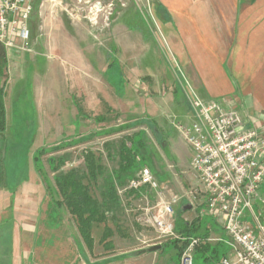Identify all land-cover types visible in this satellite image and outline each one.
<instances>
[{
    "label": "rangeland",
    "instance_id": "374dc122",
    "mask_svg": "<svg viewBox=\"0 0 264 264\" xmlns=\"http://www.w3.org/2000/svg\"><path fill=\"white\" fill-rule=\"evenodd\" d=\"M66 1L65 10H60L59 5L53 4V1L46 3L45 15L50 16L51 22L47 27V31L45 29L39 30L40 33H44V35L41 34L42 41L48 42L50 47L67 45L65 49H58L59 54L65 58L54 56L55 60L61 65L58 69V76L62 75L63 78H58L54 81L52 77L50 80L46 75L37 81H32L28 78L30 74H25V80L22 84L16 85L19 80H14V85L10 86L11 88L13 87L11 93L13 100L9 102L7 110L8 134L6 137L7 139H13L12 137L16 134L27 133L29 136L23 140L20 138V141L22 140L21 143L26 146L28 145L26 140H28L33 149L41 146L48 148L53 146L54 143L63 142L64 140L69 141V138L81 139L79 144L67 149L70 152V159L64 165L63 170L81 166L83 164L81 158L82 150L91 148L101 155V162L107 168L106 170L111 172L113 168H117V164L115 159H111L106 149L103 148V143L107 140L109 142H117L124 134L137 132L141 128L145 129L149 135L147 140L148 151L153 152L150 157L153 161L154 172L151 171L159 185L165 187V199H176L175 203H173L172 213L168 217V222L173 224L172 234L161 233L155 225H151L150 212L155 214L159 209V206H157L158 200L153 190L142 188L137 194H128L127 184L123 187L119 186V205L114 208L116 213L114 218L111 217L112 213H109L105 224L96 225L92 229L96 246L94 249L95 257L103 256V258H106L111 254H121L128 250L133 251L132 255H137L135 252L138 249L160 245L158 250L150 252L152 253L151 256L157 259L150 264H175L179 256L176 254V248L172 242L177 239L175 235H179V233L174 229V223L176 224L177 219L191 222L196 217V211L192 208L189 209L190 207L187 206L190 202L184 197V194L190 187H197L198 180L189 166L192 156L190 146L177 129L179 123L185 125L189 122L188 115H184L180 111L183 106L173 97V93L176 90L175 76H178L177 79L179 78V81L186 84L183 72L179 70L173 57L167 54L168 62L166 63L168 68L172 70L173 75L164 73L165 61L162 56L159 64H157L158 72L155 81L148 82L147 79H143V75H141L143 73L140 72V75L136 76L137 80L134 84L131 81L127 83L125 95L117 98L113 90L117 92L118 88L123 86L119 92L122 93L124 91L125 83L122 85L120 82L123 80V73L121 72L122 69L124 74L127 71L126 60L127 56L130 55L128 53L130 44L134 42L138 49L137 53H139L145 41L143 40L142 32L138 30L134 31L133 36L131 34V38H129L128 20L137 19L138 21V18L143 19V22L141 19L138 22H134L136 26L142 29L141 24H147L149 4L152 0ZM150 27L156 36L160 35L157 26L153 25L151 21ZM57 34L58 38L54 37ZM111 43L118 47V52L115 53ZM148 44H151V42H145V45ZM30 47L31 45L29 44ZM73 48L83 51L81 53L82 58L79 55L75 58L74 55H77V53H71ZM154 49L157 51L158 46H153ZM52 55L54 54L52 53ZM116 55L122 68L118 62L117 65L113 63L115 60L117 61ZM64 59L67 60L65 61ZM152 60L154 61L155 58L152 57ZM74 61L78 64H75ZM80 63H82L81 66ZM82 65L85 66V69ZM77 66L80 70L86 71L83 73L84 83L88 84L85 89L82 87V83H79V88L78 84L73 83L74 80H71L69 85L65 81L72 73L74 76L77 74ZM102 79L113 89L106 87L107 92L104 94L111 105L109 110L102 103L101 93L96 90V88L102 89ZM104 86L106 85L104 84ZM72 96H75L83 107V109L81 108L82 113L84 111L88 116L87 119H82L81 124L75 119L76 115H74L73 110L74 108L77 109V104L69 98ZM37 98L39 99V105H36ZM173 100L175 101L174 103ZM96 115H103L105 121L96 123L94 121ZM43 116L45 117L43 118ZM46 116L50 120L52 129H46L45 127V130L43 128L38 129L41 121L46 126ZM143 116H147L149 120H154L156 123L159 130L156 137H153L146 125L142 124L121 132L98 133L102 128L108 130L107 128L112 126L121 125L124 122H132L129 120L130 118H137L135 119L137 121L138 118ZM261 116L263 118L264 114ZM149 120L144 121L150 122ZM23 125L25 128H23ZM74 129L76 130L74 131ZM79 134L84 136L80 137ZM8 144L10 145L11 143ZM64 151L42 156L44 169L50 179L53 175L49 170L47 158L51 155H60ZM111 153H114V150ZM138 158L137 161H140L139 156ZM13 169H16V171H13L14 174L11 175L9 181L12 184L22 180H37L35 168L32 170L30 168L25 169L26 176L24 175L23 166L14 165ZM38 177L40 189L37 205L39 208V232L36 233L31 244L32 246L37 245L40 251L35 258L33 257L34 259H31L29 264H35V261L38 264H48V246H50L49 251L56 253V260H59V262L55 261V263L63 264V258H67V260L79 259L77 255H81V253L79 254L80 247L78 244L80 237L76 221L66 210L61 211L60 218L55 217L52 214L53 211L51 214H49L50 211H46L50 197L46 192H42V179L39 175ZM197 203L198 200L194 202V204ZM7 207L5 206L4 208ZM261 209H264V204L261 205ZM261 219L263 220L264 216ZM198 223L200 228L198 231L193 232L196 233L195 235H202L208 224L210 228L214 226V229H210L205 240L202 239V241L209 244V247L206 250L195 249L192 264H217L230 251V247L226 243L225 232L213 217L211 218L206 214L202 215ZM105 225L112 230V235L109 239L112 241L111 249L104 247L101 243H97ZM216 238H222V240L219 242L213 240ZM23 243L24 245L26 244L25 241ZM178 245H181L180 241ZM27 252H23L22 255H28ZM32 252L34 253V250ZM126 257L129 256H124L117 261L118 263L114 264H146L145 261L138 259V257Z\"/></svg>",
    "mask_w": 264,
    "mask_h": 264
},
{
    "label": "crops",
    "instance_id": "0c3cea01",
    "mask_svg": "<svg viewBox=\"0 0 264 264\" xmlns=\"http://www.w3.org/2000/svg\"><path fill=\"white\" fill-rule=\"evenodd\" d=\"M52 1L32 0L34 12L29 21L30 30L32 27L29 40L31 50L30 48L27 51L6 50V64L3 69V76L0 77V85H3L4 88L6 120V128L3 132H0V264H29L31 259H34L40 251L37 245L32 246L31 244L36 233L39 232V208L37 207L40 191L39 174L36 172L37 180L34 181L22 180L13 184L9 182L11 175L14 174L13 171H16V169H13L14 165L23 166L24 172L25 169L30 168L32 170L35 168L33 157L38 148L33 149L28 140H26L28 144L26 146L21 143L25 137L29 136L27 133L16 134L12 137L13 139H7V110L9 102L13 100L11 97L13 87L11 88L10 86L14 85L15 79L16 81L19 80L16 84L19 85V83L22 84L24 82L25 74H30L28 78L32 81H37L46 75L48 79L50 78L51 80L52 77L54 81L58 78H63L62 75L58 76V69L61 65L55 60L54 56L65 58L59 54L58 49H65L67 45H62L61 47L57 45V47L52 48V46L48 45V42L42 41L41 34L44 35V33L39 32V30L42 31L44 29L47 31V27L51 22L50 16L45 15V5ZM60 1L67 4L66 0ZM148 15L147 24H141L142 29L134 23L137 19L128 20L129 38H131V34L133 36L134 31L138 30L142 32V37L145 41L139 53H137L138 49L134 45L135 43L131 42L130 44L128 49L130 55L128 54L129 56H127L126 60L127 71L126 74H124L123 69L121 72L123 73V80L120 82L122 85L125 83L124 91L122 93L119 92L120 88L123 87L120 86L115 92L103 79L101 80L102 89L96 88L101 93V100L105 107L109 110L111 106L104 96L107 92L106 87H110L118 98L125 95L127 83L131 81L134 84L137 80L136 76L140 75V72L143 73L141 74L143 79H147L148 82L155 81L158 72L157 64H159L162 56L165 61L164 73L172 74V70L168 68L166 63L168 62L167 54H169L175 60L179 70L183 72L186 83H182L179 78L177 79L178 76H175L176 90L173 93V97L183 106L180 108L181 113L189 117V122L186 124L192 121L189 100L192 94H195L203 100L215 99L226 109L237 111L246 126L256 127L264 133V117L261 118V115L264 114V0H152L149 4ZM139 19L141 18H138V21ZM141 20L142 22L144 21L143 19ZM150 21L157 26L160 35L156 36L154 34L150 27ZM54 37L58 38V34ZM64 37L63 39H65ZM148 41L151 44L145 45V42ZM156 45L158 46L157 51L153 50V46L156 47ZM111 46L115 49V53L118 52V47L115 44L111 43ZM82 52L78 49L75 50V48L71 50L72 54L77 53V55H74L75 58L78 55L82 58ZM152 57L155 58L154 61ZM116 59L117 61L115 60L113 63L117 65L118 62L120 65L117 55ZM64 60L66 61L67 59ZM75 61L74 63L78 64ZM76 68L78 71L75 76L72 73L68 79H64L68 85L71 80H74L73 83L78 84L79 88V83H82V87L85 89L88 84L84 83L83 73L86 71L80 70L78 66ZM69 98L77 104V109L74 108L73 112L76 115V121L81 124L82 119H87L88 116L84 111L78 114V108L83 109V107L75 96ZM36 102V105H39L38 98ZM99 116L104 117L103 115H96L94 121L103 123L105 120L96 121ZM135 119L130 118L129 120L133 122L136 121ZM45 120L46 126L41 121L38 129H44V127L52 129L47 116ZM139 120L149 119L147 116H143L138 118ZM149 121L154 120L150 119ZM179 124L184 125L182 123ZM23 128H25L24 125ZM105 130L102 128L98 133L102 134ZM79 136L84 135L79 134ZM20 138H22L21 141ZM8 143L11 144L9 145ZM56 144L58 142L53 145ZM24 175L26 176V172ZM196 185L201 189L198 181ZM43 187L44 184L42 192L45 193L46 189ZM260 196H264V184L260 190ZM5 206L8 207L4 208ZM187 206L190 207L189 209L192 208L196 211V217L191 222H184L187 224L199 222L202 215H205L203 214L206 209L204 195L200 193L198 203H189ZM46 211H49L48 204ZM212 227L210 228L208 224L205 229L209 233L210 229H214V226ZM100 239L97 243H101L104 247L111 249L106 244L107 241H110L112 245V241L109 240L110 237L103 242ZM24 241L26 242L25 245ZM78 244L80 247L79 254L81 253V255H77L79 259L67 260V258H63V264H114L124 256L138 257V259L145 261L146 264H150L156 259L151 256L152 253L150 252L138 253L139 249L135 252L137 255H132L133 251L128 250L124 253H119L120 255L111 254L106 258H103V256L95 257V241H93L91 248H88L81 240L78 241ZM49 247L47 252L48 264H59L55 263V261L59 262V260H56V253L49 251ZM33 250L34 253L32 252ZM23 252H27L28 255L23 256ZM178 260L179 258L175 264H178ZM35 264L38 263L35 261Z\"/></svg>",
    "mask_w": 264,
    "mask_h": 264
},
{
    "label": "built area",
    "instance_id": "2783aa9c",
    "mask_svg": "<svg viewBox=\"0 0 264 264\" xmlns=\"http://www.w3.org/2000/svg\"><path fill=\"white\" fill-rule=\"evenodd\" d=\"M53 4L62 10L67 6L60 0ZM32 12V0H0V43L5 50H29ZM189 102L192 121L178 124L177 129L190 146V168L201 189L190 187L184 197L194 204L202 193L206 203L203 214L213 217L225 232L230 251L217 264H264V197L260 196L264 184V133L246 126L237 111L226 109L217 100H203L192 94ZM127 188L155 192L159 209L155 214L150 212L151 225L161 233L172 234L173 224L168 217L176 199H165V187L159 185L151 169L141 166ZM175 237L186 239L178 234ZM187 240L178 264H192L195 247L202 241L199 237ZM213 240L219 242L222 238Z\"/></svg>",
    "mask_w": 264,
    "mask_h": 264
},
{
    "label": "trees",
    "instance_id": "16d2710c",
    "mask_svg": "<svg viewBox=\"0 0 264 264\" xmlns=\"http://www.w3.org/2000/svg\"><path fill=\"white\" fill-rule=\"evenodd\" d=\"M34 12V7H33ZM32 12V14H33ZM31 19V18H30ZM32 31V27H31ZM6 64V50L0 43V77L3 76V69ZM82 113V109L78 108V114ZM104 117H97L96 121H104ZM146 125L150 130L151 135L156 137L159 133L158 127L154 121L146 122L137 120L133 122H125L117 127L109 128L102 133H111L112 131L121 132L130 129L136 125ZM6 128L5 107H4V88L0 85V132ZM94 135V134H92ZM91 135V136H92ZM149 135L145 129H139L131 134H124L120 140L105 141L103 148L106 149L111 159H115L117 168H113L108 172L105 165L101 162V155L97 154L91 148H85L81 152L82 165L74 166L67 170H63L64 165L70 159V152L67 151L70 147L79 144L81 139H69L59 142L51 147H39L33 157L35 169L42 179L46 193L49 195L48 202L49 214L53 213L55 217L60 218L61 211L66 210L75 219L77 230L82 242L88 248L93 245L92 229L99 224H105L109 213L114 218L116 214L114 208L119 205L118 188L127 184L128 180L133 178L141 166L147 165L153 172V161L150 155L153 152L148 151L147 140ZM114 148V153H111ZM65 150L60 155H51L47 158L49 170L52 173L50 179L44 169L42 156L49 153ZM108 156V157H109ZM140 157V161L136 158ZM128 194H137L138 190H127ZM200 225L198 222L187 224L186 222L177 219L174 223V229L179 235L186 239L181 241L175 239L172 243L176 248V254L180 256L181 251L186 245L187 238L198 237L204 239L208 235V231L202 235H195ZM112 235V230L105 225L101 234V241H106ZM180 241L181 245H178ZM107 247H111V242H106ZM209 247L207 242H200L195 249L206 250ZM195 251V250H194Z\"/></svg>",
    "mask_w": 264,
    "mask_h": 264
},
{
    "label": "water",
    "instance_id": "95a60500",
    "mask_svg": "<svg viewBox=\"0 0 264 264\" xmlns=\"http://www.w3.org/2000/svg\"><path fill=\"white\" fill-rule=\"evenodd\" d=\"M160 248V245H152L147 248H141L138 250V253L154 252Z\"/></svg>",
    "mask_w": 264,
    "mask_h": 264
}]
</instances>
